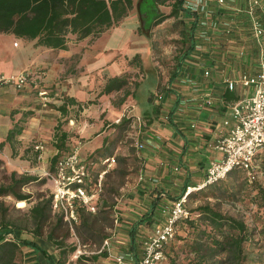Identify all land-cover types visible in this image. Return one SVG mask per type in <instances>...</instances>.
Returning a JSON list of instances; mask_svg holds the SVG:
<instances>
[{"label":"crops","instance_id":"crops-1","mask_svg":"<svg viewBox=\"0 0 264 264\" xmlns=\"http://www.w3.org/2000/svg\"><path fill=\"white\" fill-rule=\"evenodd\" d=\"M248 1L232 0L226 5L211 1L218 18L234 19V30L227 34L220 27L211 42L200 40L202 48L195 47L176 74L172 54L168 49L163 51L154 32L163 29L166 21L172 24L176 17L147 26L150 16L140 14V0H134L129 14L97 36L78 38L77 33L69 32L66 47L47 46L37 38L1 32L0 74L24 68L40 71L34 72V79L24 88L13 84L0 87V158L38 159L34 148L37 141L46 146L39 161L44 168H50L54 155L77 144L82 157L93 162V168L100 167L99 160L105 155L97 151L105 145H110L111 155L119 151L127 156L131 172L121 186L116 205L120 220L107 237L112 240L113 252L125 247L141 256L143 237L166 220L173 200L182 196L187 186L201 181L210 162L221 157L214 144L233 122L234 103L251 94L252 87L239 83L231 90L223 78L224 72L231 77L253 73L264 57V38L250 33ZM141 6H147L146 0ZM158 7L168 12L172 4L158 3ZM160 31L163 39L165 30ZM146 52L157 83L156 89L150 90L148 103L142 105L137 94L145 76ZM206 68H210L209 75L204 73ZM126 72L132 80L124 87L103 91L109 77ZM40 88H46L48 95H39ZM43 97H47V104L42 103ZM125 120H129L126 128L114 139L116 124ZM12 129L16 133L8 138ZM63 133L66 137L62 140ZM147 212L152 213V219L141 221ZM40 253L34 250L29 257L37 258L28 260V264H35L37 259L39 264H50ZM101 263L111 261L106 257Z\"/></svg>","mask_w":264,"mask_h":264},{"label":"trees","instance_id":"trees-1","mask_svg":"<svg viewBox=\"0 0 264 264\" xmlns=\"http://www.w3.org/2000/svg\"><path fill=\"white\" fill-rule=\"evenodd\" d=\"M141 1L139 6L140 14L143 16L146 13L150 16L147 26L156 25L172 16L177 18L167 28L168 33L179 29L181 33V38L176 39L181 43L180 49L175 55L177 66L174 73L176 74L181 69L184 59L195 49L197 42L195 32L196 22L193 21L191 24L181 27L184 20L179 17L182 14H185L186 17H192L193 14L183 7L184 0H146L147 6L144 8L141 6ZM165 2L172 4L168 12L160 11L158 7V3ZM133 7L134 0H0V33L13 32L19 37L37 38L39 43L47 46L66 47L67 34L69 32L77 33L78 38L90 34L97 36L106 28L117 24L124 16L129 14ZM130 77L131 74L127 72L109 77L103 91L111 92L124 87L130 81ZM128 122L129 120H125L116 124L117 130L114 134V137L116 136L114 139L126 128ZM15 133L16 129H12L8 134V138H11ZM65 137L66 133L60 136L62 140ZM112 153L110 145H105L97 151V154L105 156H110ZM58 156L59 154H56L52 157L49 169H54ZM256 160H259L260 169L264 172V147L256 154ZM237 169L241 168H234L228 175L236 172ZM116 170L121 174L125 173V170H122L121 167L116 168ZM39 177V175L35 174H17L16 171H12L11 180L0 184V195H12L20 200L19 202H22L30 196V194L24 192L23 186L34 180H38ZM46 180V177L43 178V181ZM228 181V179H220L204 188L190 191L188 196L191 198L198 195L208 196L210 190V195H216L217 192L214 189L219 185H224V190L227 191L230 189ZM253 181L258 185V190L253 199L261 201V204L264 205V186L256 179ZM229 191L234 194V190ZM100 202L101 199L97 201V204L99 205ZM190 209L192 215L183 221L189 227L191 233L194 234L192 243L190 244L192 250L196 253L201 251L207 239L213 240L216 245L225 249L227 245L235 244V250L239 256L236 257L240 260L239 264H248L246 263L247 255L245 254L242 241L243 234L240 233L241 231H234L235 224H232L234 220L232 217L217 209L210 202L197 204ZM79 213L82 221L87 224L89 219L88 214L92 212L81 207ZM29 214L34 221V226L32 227L34 235H44L53 241L59 248V256L56 257L55 254L34 238L8 236V233L13 232L16 226L13 228L12 225L11 227V223L13 224V222L5 221L4 219L2 226H5V228L0 227V264H18L16 260L17 253L22 251L23 246L31 247L35 251L43 253L50 264L70 263L69 256L74 252L76 246L67 245L65 242L66 237L69 235L70 227L67 226L68 223L64 220L63 214L53 211L52 194L45 195L32 204ZM53 214H56L55 220H52ZM151 215V212H147L140 220H151ZM238 225H241V229L245 228L241 223ZM262 225V231L264 232V222ZM18 226L23 229V226ZM64 227L66 230L63 231L60 237L58 232ZM134 231L132 229L133 234ZM132 238L133 243L134 236ZM92 257L98 256L94 254ZM172 263L180 264L175 259L172 260Z\"/></svg>","mask_w":264,"mask_h":264},{"label":"built area","instance_id":"built-area-1","mask_svg":"<svg viewBox=\"0 0 264 264\" xmlns=\"http://www.w3.org/2000/svg\"><path fill=\"white\" fill-rule=\"evenodd\" d=\"M211 1H183V7L192 12V18L196 22L195 32L199 38L196 48H202L201 42H211L212 35L217 30L223 28L224 33L230 34L235 27L233 18H218L217 8L211 4ZM231 1L217 0L220 5L229 4ZM247 5L253 35L264 38L262 19L264 0H249ZM15 44H18V41H15ZM35 71L40 69L24 68L11 74H0V87L13 84L17 88H24L34 79ZM210 72V68L204 71L205 75H209ZM223 78L226 86L231 90H235L239 83L253 87L251 94L234 103L233 122L229 130L219 136L214 144L221 157L210 162L201 181L187 186L184 194L173 200L166 220L158 224L144 240L142 255L137 256L130 251L117 253L116 264H162L167 258L168 244L176 237L179 222L192 215L191 209L186 204L190 191L204 188L225 178L234 168L247 170L251 177L256 176V154L264 147V57L260 59L253 73L243 72L238 77H231L224 72ZM188 79L196 83L191 77ZM38 92L41 96L48 95L46 88H40ZM159 98H162V94H159ZM207 102L212 103V99L208 98ZM42 103H48L47 97L42 98ZM225 123L230 124V120L226 119ZM142 145L139 143V146ZM34 148L38 152V159H43L45 143L37 141ZM116 160L114 154L104 156L99 160L100 167L93 168V162L82 157L80 145L77 144L58 156L54 169L45 170V174L52 181L53 211L63 214L64 220L71 228H74L80 220L81 207L90 212L98 210L97 201L104 191L106 174ZM118 216V212L115 211L116 222ZM110 245L111 238L108 236L104 238L102 248H110Z\"/></svg>","mask_w":264,"mask_h":264},{"label":"rangeland","instance_id":"rangeland-1","mask_svg":"<svg viewBox=\"0 0 264 264\" xmlns=\"http://www.w3.org/2000/svg\"><path fill=\"white\" fill-rule=\"evenodd\" d=\"M179 18L184 20L181 27L189 25L192 22L191 17H186L185 14H182ZM171 22L172 21H166L163 23V29H156L154 32H156V40L158 44H162L163 51L168 49L167 53L172 54V58L176 63L177 59H175V55L181 46V43L176 39L181 38V35H179L181 33L177 30L171 33L167 32V28L171 26ZM160 30H162V32L165 30L163 35H166L163 39L160 38ZM146 31H150V29H146ZM250 33H252L251 30ZM143 55L146 61V71L137 94L139 104L142 105L148 103L150 90L156 89L157 83L150 56L147 52ZM168 61H170V58H168ZM133 81L136 82L134 79ZM116 130L117 129H115L114 132H116ZM122 132L123 131L120 133ZM132 148L134 150L136 147L132 146ZM31 154L33 155V153ZM116 158L117 160L115 164L106 174L105 189L101 195V202L98 210L91 214L87 213L89 217L87 224L82 221V218H80L74 228H71L66 224L70 227V232L66 237L65 242L67 245L76 246L74 252L69 256L70 263L68 264H97L96 261H99L98 264H102L101 262L106 259V257H109V260L111 261L110 264H116L115 254L129 252L125 247L122 248L123 250L116 252H113L111 245L110 248H102L104 238H106L107 235L112 234V230L116 227L117 222L115 221V211H119L116 205L118 203V198L120 197V192H122L121 186L128 179L127 175L131 172L127 165V156H121L118 151L116 153ZM14 159L10 158L4 160L0 158V184L7 183L11 180L12 171H16L17 174L29 173L39 175L40 177L38 180H34L23 186L24 192L30 194L28 199L24 200L25 203L23 205H20V200L12 195H0V227L3 225L4 219L5 221H11L13 222V224L11 223V227L12 225L13 228L16 227L13 232L8 233V236H27L34 238L53 252L55 256H59V248L53 241L49 240L44 235H34V232L32 231L34 221L29 214V209L32 204L43 196L51 193L52 181L45 174V170L49 169V167L44 168L42 162H39L42 159H36L34 157L32 161H28L29 158H27V160ZM255 162L257 170L255 178L251 177L247 170L243 169H237L236 172L224 178L229 180V190H234V194L229 190L225 191L224 185H219L214 189L217 192L216 195H210V190L208 196L198 195L192 198L188 196L186 204L191 208L200 203L210 202L217 209L232 217L234 219L232 224H235L234 231H241L240 233L243 234L242 241L245 254L247 255L246 263L264 264V232L262 231V224L264 222V205L261 204V201L259 202L256 199H253V196L258 190V185L253 180H258L261 185L264 186V172L260 169L261 165L259 160H256ZM118 167L125 170V173H119L116 170ZM42 177H46L47 180L43 181ZM55 218L56 214H53L52 220H55ZM118 218L119 222L120 216H118ZM183 220L184 219L178 224L175 239L167 246V258L162 264H173L172 260L174 259L180 264H239L240 260L236 257L238 255L235 250V244L227 245V248L225 249L216 245L213 240L210 241V239H207L205 240V245L201 251L196 253L192 250L190 244L192 243L194 234L191 233L189 227ZM239 223L245 228L241 229V225H238ZM18 225L23 226V229ZM2 228H5V226H2ZM65 230L64 227L58 232L60 237ZM146 237H143L144 240ZM33 253L34 250L31 249V247L23 246L22 251L17 253L16 260L18 261V264H28V260L36 259L37 257H29ZM94 254H97V256H100L101 258L94 259L92 257ZM40 255L44 258V254L40 253ZM33 263L39 264V260L37 259Z\"/></svg>","mask_w":264,"mask_h":264},{"label":"bare ground","instance_id":"bare-ground-1","mask_svg":"<svg viewBox=\"0 0 264 264\" xmlns=\"http://www.w3.org/2000/svg\"><path fill=\"white\" fill-rule=\"evenodd\" d=\"M25 202L24 201H22V202H20V205H23Z\"/></svg>","mask_w":264,"mask_h":264}]
</instances>
